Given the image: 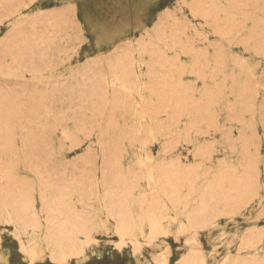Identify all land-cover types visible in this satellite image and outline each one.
Here are the masks:
<instances>
[{"label": "rangeland", "instance_id": "rangeland-1", "mask_svg": "<svg viewBox=\"0 0 264 264\" xmlns=\"http://www.w3.org/2000/svg\"><path fill=\"white\" fill-rule=\"evenodd\" d=\"M263 74L264 0H0V264H264Z\"/></svg>", "mask_w": 264, "mask_h": 264}, {"label": "bare ground", "instance_id": "bare-ground-1", "mask_svg": "<svg viewBox=\"0 0 264 264\" xmlns=\"http://www.w3.org/2000/svg\"><path fill=\"white\" fill-rule=\"evenodd\" d=\"M264 75V74H263ZM260 78H262V77H260ZM263 79L264 78H262L260 81H263ZM259 82V81H258ZM260 83V82H259ZM258 85V84H257ZM263 85V84H262ZM255 86V85H254ZM260 86V85H259ZM258 86V87H259ZM264 86V85H263ZM256 87V86H255ZM257 88V87H256ZM254 90H256L255 88H254ZM258 90V89H257ZM256 90V91H257ZM257 94V93H256ZM264 96V95H263ZM262 101H264V100H262ZM255 102V101H254ZM262 103V102H261ZM260 108V107H259ZM262 112V111H261ZM261 115V114H260ZM260 121H262V120H260ZM264 121V120H263ZM264 123V122H263ZM261 124V123H260ZM261 126H263V124L261 125ZM260 139V138H259ZM258 139V140H259ZM260 144V141H259V143H258V145ZM258 145H256L257 147H259ZM256 150V149H255ZM257 151V150H256ZM258 152V151H257ZM260 155V154H259ZM257 158H258V156H257ZM258 161V160H257ZM257 165V164H256ZM258 168V167H257ZM258 170H256V172H257ZM256 176V175H255ZM255 178V177H254ZM258 177H256V179H257ZM255 180V179H254ZM257 181V180H256ZM255 185H257V184H255ZM255 190H257V189H255ZM257 193V192H256ZM7 212V211H6ZM9 213V212H8ZM18 213V212H17ZM17 213H15V214H17ZM11 214H12V211H11ZM23 215V214H22ZM124 214L123 213H121V215H119L120 216V220H121V223H120V227H119V232L121 233V234H125V232H129V233H132L133 232V229H131V228H128V227H126L125 226V222H126V220L127 219H125L126 217H124L123 216ZM17 216H19V215H17ZM10 217V216H9ZM17 218V217H16ZM22 218V217H21ZM8 220H10V219H8ZM20 220V219H19ZM13 221H14V219H13ZM18 221V220H17ZM14 223H16V222H14ZM21 223V222H20ZM20 223H19V226H20ZM16 225H18V224H16ZM14 226H15V224H14ZM83 226V231H84V225H82ZM82 226H80V227H82ZM31 227V226H30ZM86 227V226H85ZM15 228H16V226H15ZM25 228H27V227H24V230H26ZM23 229V228H22ZM60 229V228H59ZM59 229H58V231H59ZM87 229L88 228H86L85 229V231L87 232ZM79 230V229H78ZM31 231V230H30ZM82 231V232H83ZM27 232V231H26ZM80 232V231H79ZM81 232V233H82ZM26 234H28V233H26ZM29 234H30V232H29ZM35 234V233H34ZM62 234V233H61ZM83 234V233H82ZM133 235V234H132ZM129 236V235H128ZM28 239V238H27ZM32 239V238H31ZM29 240V239H28ZM60 240L63 242L62 244H61V246H60V249H58V250H53L52 248H50L51 249V254H53L54 256H55V259H57V260H60V259H62L64 256H66V255H71V254H74V252H76V248H77V250H80L81 249V244H79V246L78 247H72V246H70L69 245V241H72V238H70V237H68V236H65L64 238H62V237H60ZM32 241V240H31ZM28 242H30V241H28ZM50 246V245H49ZM33 250V249H32ZM32 257V256H31Z\"/></svg>", "mask_w": 264, "mask_h": 264}]
</instances>
